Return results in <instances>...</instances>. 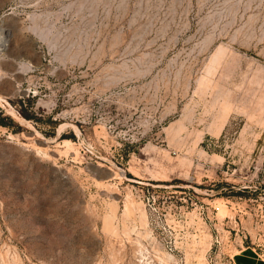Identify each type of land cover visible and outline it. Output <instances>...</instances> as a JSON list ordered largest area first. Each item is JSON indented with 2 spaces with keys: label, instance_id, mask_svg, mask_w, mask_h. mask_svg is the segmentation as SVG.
<instances>
[{
  "label": "rangeland",
  "instance_id": "374dc122",
  "mask_svg": "<svg viewBox=\"0 0 264 264\" xmlns=\"http://www.w3.org/2000/svg\"><path fill=\"white\" fill-rule=\"evenodd\" d=\"M1 121L0 264H264V0H0Z\"/></svg>",
  "mask_w": 264,
  "mask_h": 264
},
{
  "label": "trees",
  "instance_id": "16d2710c",
  "mask_svg": "<svg viewBox=\"0 0 264 264\" xmlns=\"http://www.w3.org/2000/svg\"><path fill=\"white\" fill-rule=\"evenodd\" d=\"M26 118H32V117H30V115H28V114H26V115H24ZM2 123H0L1 125H6V123H4V121H1ZM16 127L18 128V129H21V126L20 125H18V124H16Z\"/></svg>",
  "mask_w": 264,
  "mask_h": 264
},
{
  "label": "crops",
  "instance_id": "0c3cea01",
  "mask_svg": "<svg viewBox=\"0 0 264 264\" xmlns=\"http://www.w3.org/2000/svg\"><path fill=\"white\" fill-rule=\"evenodd\" d=\"M250 264H259L258 262H253V263H250ZM261 264V263H260Z\"/></svg>",
  "mask_w": 264,
  "mask_h": 264
}]
</instances>
